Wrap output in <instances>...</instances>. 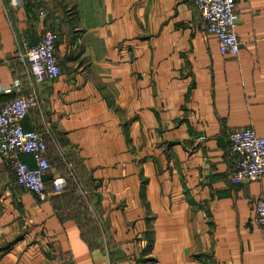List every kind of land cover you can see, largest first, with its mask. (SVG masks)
<instances>
[{"label":"crops","instance_id":"1","mask_svg":"<svg viewBox=\"0 0 264 264\" xmlns=\"http://www.w3.org/2000/svg\"><path fill=\"white\" fill-rule=\"evenodd\" d=\"M235 9L231 55L193 0H0V107L16 79L36 95L21 124L50 165L39 200L0 158V264H264V173L228 181L229 132L264 135V0ZM46 18L51 79L15 55Z\"/></svg>","mask_w":264,"mask_h":264},{"label":"built area","instance_id":"2","mask_svg":"<svg viewBox=\"0 0 264 264\" xmlns=\"http://www.w3.org/2000/svg\"><path fill=\"white\" fill-rule=\"evenodd\" d=\"M12 1V0H11ZM203 21V30L217 40L221 54L237 55L240 43L235 33L237 12L235 0H193ZM43 16V11H40ZM57 33L45 25L35 43L21 40L15 51L20 59L29 57L41 68L47 78H55L60 73L58 58L54 52ZM15 93L0 107V158L14 173L15 183L33 193L37 199L47 197L43 176L50 165L46 157V144L42 133L37 129H24L21 121L29 108L38 102L33 92L19 93V81L12 83ZM200 139L203 136L199 137ZM231 184L257 179L264 173V135L251 127L234 129L228 134ZM19 153L31 155L34 164L29 165L19 158ZM51 189L59 192L64 188L65 178L57 175L51 178ZM254 218L259 231L264 234V197L254 201ZM66 264H76L69 259Z\"/></svg>","mask_w":264,"mask_h":264},{"label":"trees","instance_id":"3","mask_svg":"<svg viewBox=\"0 0 264 264\" xmlns=\"http://www.w3.org/2000/svg\"><path fill=\"white\" fill-rule=\"evenodd\" d=\"M68 11H69V10H68ZM45 25H49V26H50V27H51V28L57 33L56 41H58L60 35H59V32H58V29H57L56 24H54L53 22H50L49 19L46 18V23H45ZM39 131L42 133V135H43V139H44V141H45V138H44V132H43L42 130H39ZM47 172H48V170L46 171V173H45L44 176H43V182H44V177H45V175L47 174ZM12 173H13V172H12ZM13 177H14V173H13ZM14 181H15V177H14ZM44 187H45V184H44ZM45 190H46V187H45Z\"/></svg>","mask_w":264,"mask_h":264}]
</instances>
